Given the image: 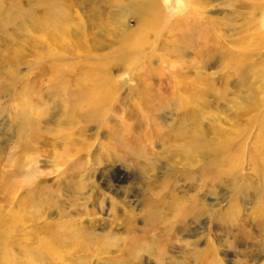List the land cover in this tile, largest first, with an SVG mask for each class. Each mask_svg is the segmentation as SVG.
<instances>
[{
    "label": "rangeland",
    "instance_id": "rangeland-1",
    "mask_svg": "<svg viewBox=\"0 0 264 264\" xmlns=\"http://www.w3.org/2000/svg\"><path fill=\"white\" fill-rule=\"evenodd\" d=\"M99 1L0 0V264H264V0Z\"/></svg>",
    "mask_w": 264,
    "mask_h": 264
},
{
    "label": "bare ground",
    "instance_id": "bare-ground-1",
    "mask_svg": "<svg viewBox=\"0 0 264 264\" xmlns=\"http://www.w3.org/2000/svg\"><path fill=\"white\" fill-rule=\"evenodd\" d=\"M195 1L197 0H192L191 3H194ZM96 4L94 6H91L89 8V22H87L88 26H89V30L92 32L93 31V34H92V38L89 40L86 36L85 33H82V29H80V37L78 38L77 40V44L79 45V48H82L84 46H88V45H91L93 44V42L95 41V39L101 34L99 31L101 30L100 28L102 26H106V23L104 21V16L102 15V13L104 12V9L103 7L105 6V4L103 2H100L99 0H95ZM110 2V1H109ZM123 2V0H114V2H112V5H116L117 7V10H115L114 13H110V17H108V21L111 23V29H114L118 26H121L122 24V21L123 19L122 16L125 15V12L122 13V15H120V11L122 9L119 10V8L121 7V3ZM154 5L157 7V4L154 3ZM67 7V6H65ZM111 10V9H110ZM81 11H83L81 9ZM87 11V10H86ZM153 11L155 12L153 17H152V20H151V27L153 28V30L157 29L158 28V25H159V22H163V17L161 16V14H159L160 12L157 10V9H153ZM192 13V12H191ZM191 13L189 12L188 14H183V16H181L174 24H175V30L178 32L177 34V38L179 39H188L190 38V33L187 31L189 30L188 28L190 27L192 21H190L191 23L189 22H186L184 21V17H190L192 16ZM81 20H82V23H86L88 17H87V14L85 15H81ZM193 17V16H192ZM187 19V18H186ZM189 19V18H188ZM193 19V18H192ZM190 20V19H189ZM44 22V21H43ZM41 23V22H40ZM42 24V23H41ZM86 24V25H87ZM207 24V23H206ZM57 26L59 24H56ZM85 25V24H84ZM83 25V26H84ZM87 26V27H88ZM86 31H87V28H86ZM94 31H97V32H94ZM84 32V31H83ZM145 36L146 35H143V32H142V27L140 25H136L135 28L133 29H130L129 31L125 32L120 44L121 45V48L119 49V52L120 53H123V54H126L127 52H130V53H135V52H140V50L145 46L146 44V41H145ZM191 40V39H190ZM190 40L189 43H190ZM218 40V39H217ZM184 41V40H183ZM194 41V40H193ZM213 41V40H211ZM185 42V41H184ZM192 42V41H191ZM100 51V49H98V52ZM101 52V51H100ZM81 53L83 55H92L95 56L96 53H93L91 52V50L89 51V48L86 49L84 48ZM104 53V52H103ZM105 54V53H104ZM140 55V54H138ZM133 61H137L139 60L138 57H133L132 58ZM89 68V67H88ZM92 69H85L84 71V75H89L91 76L92 74L93 75H96V78L100 77V74H102L104 71L108 70V64H106L105 62H99L97 65H95V67H91ZM88 77V76H87ZM87 77H85V79H87ZM91 79V78H90ZM99 79V78H98ZM82 80V79H81ZM84 80V79H83ZM102 80V79H101ZM93 80H90L88 82V84H90ZM98 82V80H97ZM100 82V81H99ZM103 83V82H102ZM101 84V83H100ZM105 84V83H104ZM92 86V85H91ZM96 86V85H95ZM102 86H104L102 84ZM99 88V87H98ZM92 89V88H91ZM90 89V90H91ZM106 89V88H104ZM103 89H100V92H96V94L100 97V95H109L111 94L113 91H109V92H104V91H101ZM106 91V90H105ZM92 93H85L84 91H81V92H75L74 96H75V101H76V105L77 103L83 98V97H89ZM113 94V93H112ZM94 97V96H92ZM95 98V97H94ZM97 98V97H96ZM95 98V99H96ZM101 98V97H100ZM103 98V97H102ZM105 101V100H104ZM79 105V104H78ZM80 244L81 243H77V245L80 247ZM81 248H85L84 246H81Z\"/></svg>",
    "mask_w": 264,
    "mask_h": 264
},
{
    "label": "clouds",
    "instance_id": "clouds-1",
    "mask_svg": "<svg viewBox=\"0 0 264 264\" xmlns=\"http://www.w3.org/2000/svg\"><path fill=\"white\" fill-rule=\"evenodd\" d=\"M168 2V0H165V3H167Z\"/></svg>",
    "mask_w": 264,
    "mask_h": 264
}]
</instances>
